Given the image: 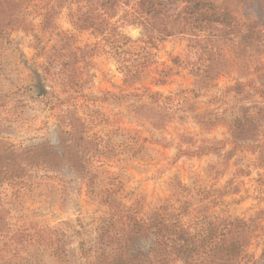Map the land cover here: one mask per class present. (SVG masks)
Wrapping results in <instances>:
<instances>
[{
    "label": "rangeland",
    "instance_id": "rangeland-1",
    "mask_svg": "<svg viewBox=\"0 0 264 264\" xmlns=\"http://www.w3.org/2000/svg\"><path fill=\"white\" fill-rule=\"evenodd\" d=\"M56 2L0 0V264H93L97 230L111 217L99 203L105 191L140 218L186 202V224L203 214L242 219L251 240L239 264H264V115L254 109L264 107V52L243 63L226 47L236 65L201 88L194 50L172 38L129 85L119 59L74 31L75 7ZM242 108L259 133L230 130ZM70 111L82 125L80 173L64 147Z\"/></svg>",
    "mask_w": 264,
    "mask_h": 264
},
{
    "label": "trees",
    "instance_id": "trees-1",
    "mask_svg": "<svg viewBox=\"0 0 264 264\" xmlns=\"http://www.w3.org/2000/svg\"><path fill=\"white\" fill-rule=\"evenodd\" d=\"M57 1L59 9L75 7L70 15L74 31L95 36L99 40L96 50L111 52L119 59L124 81L129 85L141 80L151 67L152 49L172 38L186 39L194 50L196 60L188 63L194 84L201 88L236 65L227 58L226 47L233 59L243 63L253 52H264V0ZM178 2L183 4L182 10L171 13L167 5ZM57 8H49L47 27ZM125 27L140 29L142 36L133 39L123 31ZM70 38L73 36L67 34L66 40ZM69 45L64 44V48ZM254 109L255 116L264 115V107ZM242 110V115L232 120L230 130L237 136L242 132L259 133V125L249 114L251 109ZM76 115V111L69 112L73 142L64 147L69 169L80 173L84 167L79 162L83 149H79L78 127L82 125ZM195 119L204 126L201 118ZM65 141L63 136L62 143ZM114 195L105 191L99 198L111 217L103 219L97 230L93 264H239L249 246L250 230L242 219L203 214L196 222L186 224L183 219L189 216L191 207L186 202L182 207L163 206L140 218L139 212L123 206Z\"/></svg>",
    "mask_w": 264,
    "mask_h": 264
}]
</instances>
